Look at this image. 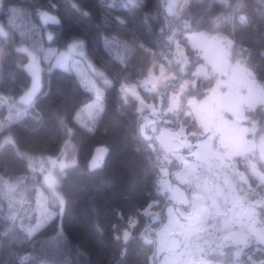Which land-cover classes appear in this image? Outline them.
Here are the masks:
<instances>
[{"label": "trees", "instance_id": "obj_1", "mask_svg": "<svg viewBox=\"0 0 264 264\" xmlns=\"http://www.w3.org/2000/svg\"><path fill=\"white\" fill-rule=\"evenodd\" d=\"M164 6L165 0H0L1 126L15 97L31 83L35 70L24 67L30 61L27 50L42 55L49 46L63 47L83 39L88 59L113 80L104 93L102 112L87 127L75 115L93 99L92 92L72 72L44 71V87L35 94L32 112L0 130V264H151L155 232L164 221V206L171 202L160 184L161 170L174 171L181 162L173 157L169 162L165 151L153 147L142 134L138 101L132 95L123 97L121 85L139 82L160 61L168 63L167 58L173 61L169 68L180 67L168 38L171 34L195 57L187 42L188 31L232 37L233 57L264 82V0H179L171 16ZM43 13L54 21L45 22ZM33 66L38 71L39 66ZM186 75L190 81L194 78L189 72L181 77ZM213 83V78H198L197 86L191 83L185 92L203 97ZM143 92L147 98L156 94ZM248 113L264 125V104ZM186 117L201 130L195 118ZM64 121L73 129L77 163L66 169L58 186L63 209L29 233L43 179L40 172L30 170L17 149L58 155L66 139ZM3 133L15 143L1 144ZM97 148L105 153L98 167L90 170ZM252 159L264 171L257 155L236 158L251 186L237 173L231 182L245 202L260 200L256 215L264 225V182L252 172ZM151 201L162 208L160 220L153 221L142 212ZM125 228L131 230L126 240ZM237 247L229 243L224 249L214 248L210 255L226 264H264V243L254 236L241 250L236 251Z\"/></svg>", "mask_w": 264, "mask_h": 264}, {"label": "rangeland", "instance_id": "obj_2", "mask_svg": "<svg viewBox=\"0 0 264 264\" xmlns=\"http://www.w3.org/2000/svg\"><path fill=\"white\" fill-rule=\"evenodd\" d=\"M178 3L179 0H165V13L173 15ZM41 16L45 22L54 21L49 14ZM166 24L169 25L167 20ZM168 38L173 43L174 59L180 67L169 68L173 61L167 58L168 63L160 61L139 82L123 83L120 91L123 97L132 95L137 99L142 117L140 130L153 147L165 151L169 162L172 157L181 162L174 171L169 167L161 170L160 184L162 189L168 190L171 202L164 206V221L155 232V252L151 264H192L193 257L189 255L186 243L206 213L205 190L195 185L193 175L202 164L217 158L227 161L238 177L251 186L244 170L238 167L236 158L254 154L264 162V125L248 113L264 104V82L258 80L244 62L233 57L235 41L228 35L186 32L188 45L196 56L202 58L200 61L196 56L192 57L187 45L173 34ZM27 51L30 61L24 67L30 72L35 70L31 73V83L15 97V103L10 105L0 130L5 128V124L32 112L30 107L35 94L44 87V71L53 68L76 74L83 87L92 92L93 99L75 115L76 121L89 127L90 122L102 112L104 93L113 80L88 59L84 40L73 39L63 47L49 46L42 55ZM192 61H196L193 67H187ZM33 65L39 66L38 71ZM187 72L194 75L191 81L188 75L181 77ZM198 78H213V85L207 88L208 93L203 97L185 92L191 89V83L193 87L197 86ZM143 91L151 96L156 94L147 98ZM186 116L195 118L201 130H197L193 120ZM63 123L66 139L58 155H35L17 149L18 154L27 159L30 170L40 172L43 179L41 199L32 214L29 233L43 227L63 209L64 198L58 186L66 169L77 163L73 129L69 123ZM6 143L15 141L10 134L3 133L1 144ZM168 154L170 156L167 157ZM251 169L264 182V171L258 167L257 160H251ZM227 184L230 191L223 193L231 199V209L220 212L222 238L238 246L236 251L246 246L251 236L264 243V225L259 222L255 208L260 200L245 202L235 183L228 181ZM216 190L221 191L219 186ZM157 204V201H151L142 209L153 221L161 217L162 208ZM130 234V228H125L123 239H128ZM182 235L185 244L177 250ZM144 236L147 239L146 233Z\"/></svg>", "mask_w": 264, "mask_h": 264}, {"label": "built area", "instance_id": "obj_3", "mask_svg": "<svg viewBox=\"0 0 264 264\" xmlns=\"http://www.w3.org/2000/svg\"><path fill=\"white\" fill-rule=\"evenodd\" d=\"M234 175L231 165L217 158L202 164L193 175L195 185L205 190L206 214L186 243L189 255L193 257L192 264H225L210 255L214 248L224 249L228 246V240L222 238L220 231V212L231 209V199L218 192L216 187L224 186Z\"/></svg>", "mask_w": 264, "mask_h": 264}, {"label": "water", "instance_id": "obj_4", "mask_svg": "<svg viewBox=\"0 0 264 264\" xmlns=\"http://www.w3.org/2000/svg\"><path fill=\"white\" fill-rule=\"evenodd\" d=\"M105 153V149L103 148H97L95 150L94 156L89 164V168L90 170H94L95 168H97L98 163H99V159L101 158V156ZM185 243V237L182 235L181 237V243L180 246L177 250L181 249L184 246Z\"/></svg>", "mask_w": 264, "mask_h": 264}, {"label": "crops", "instance_id": "obj_5", "mask_svg": "<svg viewBox=\"0 0 264 264\" xmlns=\"http://www.w3.org/2000/svg\"><path fill=\"white\" fill-rule=\"evenodd\" d=\"M220 192H225L224 188L221 187V191H220ZM192 212H193V210H192ZM204 215H205V214H204ZM204 215H203L202 218L200 219L199 223L203 220ZM199 223H198V224H199ZM198 224H197V225H198ZM194 231H195V230H194ZM194 231H193V232H194Z\"/></svg>", "mask_w": 264, "mask_h": 264}, {"label": "bare ground", "instance_id": "obj_6", "mask_svg": "<svg viewBox=\"0 0 264 264\" xmlns=\"http://www.w3.org/2000/svg\"><path fill=\"white\" fill-rule=\"evenodd\" d=\"M102 157V156H101ZM100 160V159H99ZM99 164V163H98ZM98 167V166H97ZM96 169V168H95Z\"/></svg>", "mask_w": 264, "mask_h": 264}]
</instances>
